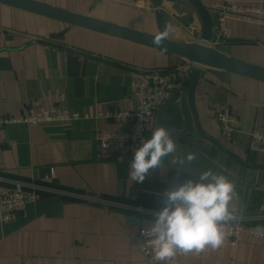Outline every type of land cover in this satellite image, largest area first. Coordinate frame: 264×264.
Here are the masks:
<instances>
[{
  "label": "crops",
  "instance_id": "1",
  "mask_svg": "<svg viewBox=\"0 0 264 264\" xmlns=\"http://www.w3.org/2000/svg\"><path fill=\"white\" fill-rule=\"evenodd\" d=\"M35 1L159 35L150 0ZM197 1L211 23L206 45L264 68V24L228 18L225 38L213 37L216 3L264 9V0ZM156 3L168 39L201 43L200 18L186 0ZM193 67L155 49L0 4V117L35 112L38 105L88 116L67 124L9 125L0 133V189L19 183L36 196L15 221L0 222V264H148L138 249L140 229L149 226L167 190L207 170L233 182L237 218L262 224L264 153L248 145L251 132L264 133V82L199 68L190 98ZM139 70L182 80L162 119L179 133L170 135L176 150L142 183L128 176L129 155L101 151L97 142L104 133L128 129L124 121L97 114L131 108V77ZM218 105L238 119L229 139L213 119ZM188 153L195 155L190 163L184 160ZM126 216L137 222L127 225ZM169 264H264V237L242 235L233 247L193 250Z\"/></svg>",
  "mask_w": 264,
  "mask_h": 264
},
{
  "label": "built area",
  "instance_id": "2",
  "mask_svg": "<svg viewBox=\"0 0 264 264\" xmlns=\"http://www.w3.org/2000/svg\"><path fill=\"white\" fill-rule=\"evenodd\" d=\"M215 11L214 21L216 24L214 41L217 42L227 35L224 27L225 20L234 18L245 21H256L264 24V9L240 6L230 2H220L213 6ZM190 31H195L191 26ZM182 80L171 73L158 71H136L131 77V95L127 102L131 105L129 110L98 113L97 118L117 119L128 124V129H120L104 133L97 138L98 147L101 151L114 153H126L131 157L132 150L141 137L151 131L155 125V116L158 108L165 103L181 86ZM30 104V103H29ZM34 104V103H31ZM37 111L25 114L9 115L0 117V133L9 125H46L67 124L81 119H87V115L63 111L57 107L36 106ZM214 121L219 125L222 137L229 139L237 129L238 119L234 117L226 105H218L214 109ZM141 129V135H135L137 127ZM248 149L256 153H264V133L253 131L249 135ZM36 201L33 193H27L21 184L16 183L9 190L0 189V222L10 223L23 214L25 206ZM258 217L262 219L259 226L251 225L243 219L237 218L226 226V237L222 245L235 246L238 238L242 235L261 239L264 236L254 235L251 230L259 227L264 229V206L258 209ZM142 237L137 235L138 249L148 264H151L150 251H146L141 243ZM187 253H177L171 259L185 258Z\"/></svg>",
  "mask_w": 264,
  "mask_h": 264
},
{
  "label": "clouds",
  "instance_id": "3",
  "mask_svg": "<svg viewBox=\"0 0 264 264\" xmlns=\"http://www.w3.org/2000/svg\"><path fill=\"white\" fill-rule=\"evenodd\" d=\"M153 38L159 44L161 36ZM136 136L141 135L138 126ZM175 141L164 127L155 126L148 137H141L132 150L128 164V176L142 183L151 170L157 169L164 157L174 153ZM195 155L188 153L184 160L192 162ZM181 165L184 161H179ZM236 197L234 184L225 175L211 170L204 171L197 180L186 179L167 190L163 204L153 213L149 226L141 228L139 235L146 251H150L151 264H169L177 253L201 251L206 247H220L226 237V226L237 219L232 201ZM264 236V229L251 230Z\"/></svg>",
  "mask_w": 264,
  "mask_h": 264
},
{
  "label": "water",
  "instance_id": "4",
  "mask_svg": "<svg viewBox=\"0 0 264 264\" xmlns=\"http://www.w3.org/2000/svg\"><path fill=\"white\" fill-rule=\"evenodd\" d=\"M186 1L194 8L200 18L202 27L200 36L201 43H179L172 41L165 36H161V42L158 45L153 43V38L161 35L164 32L156 0H150V2L154 10L159 35H151L130 28L111 24L35 0H0V4L44 16L71 26L83 28L155 49L182 59L183 61H186L187 63L194 66L190 72L188 84V96L190 98L192 97L194 84L199 77V68L224 70L264 82V68L227 57L206 45L211 40V23L207 12L197 0ZM174 99L175 95L170 96L169 99L158 108L155 116V122L157 126L164 127L162 122L163 114ZM166 131H168L169 135H179V133L172 132L168 129H166ZM136 222L137 219L133 217H125V223L127 225H132Z\"/></svg>",
  "mask_w": 264,
  "mask_h": 264
}]
</instances>
